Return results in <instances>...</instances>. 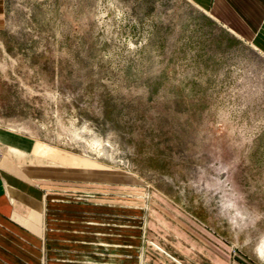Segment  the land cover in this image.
I'll return each mask as SVG.
<instances>
[{
  "label": "rangeland",
  "instance_id": "1",
  "mask_svg": "<svg viewBox=\"0 0 264 264\" xmlns=\"http://www.w3.org/2000/svg\"><path fill=\"white\" fill-rule=\"evenodd\" d=\"M0 131L39 264H264V54L187 0H5Z\"/></svg>",
  "mask_w": 264,
  "mask_h": 264
},
{
  "label": "crops",
  "instance_id": "2",
  "mask_svg": "<svg viewBox=\"0 0 264 264\" xmlns=\"http://www.w3.org/2000/svg\"><path fill=\"white\" fill-rule=\"evenodd\" d=\"M187 1L264 54V0ZM4 8L5 0H0V25ZM0 143L27 151L2 131ZM29 172L25 165L14 167L10 161L3 163L0 159V264H39L42 257L41 230L46 228L42 191L46 183L42 176H32ZM40 206H43L41 210Z\"/></svg>",
  "mask_w": 264,
  "mask_h": 264
}]
</instances>
